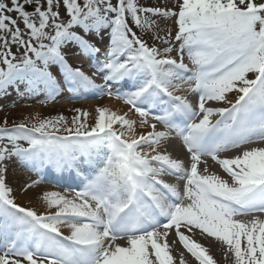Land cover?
Masks as SVG:
<instances>
[{"label":"snow or ice","instance_id":"obj_1","mask_svg":"<svg viewBox=\"0 0 264 264\" xmlns=\"http://www.w3.org/2000/svg\"><path fill=\"white\" fill-rule=\"evenodd\" d=\"M169 18L174 34L161 29ZM61 83L114 95L127 111L97 107L91 124L78 108L71 120L0 124V166L18 159L79 181L44 191L38 212L15 202L0 167V264H174L170 232L195 264H217L197 230L231 264H264V220L237 218L264 214V146L245 147L264 144V0H0V92L23 85L54 100ZM172 132L187 160L158 150ZM202 157L223 175L201 171Z\"/></svg>","mask_w":264,"mask_h":264},{"label":"rangeland","instance_id":"obj_2","mask_svg":"<svg viewBox=\"0 0 264 264\" xmlns=\"http://www.w3.org/2000/svg\"><path fill=\"white\" fill-rule=\"evenodd\" d=\"M141 3L149 4L152 6L172 7L176 0H141ZM161 29L163 30L165 26L168 31H171L173 34L176 30V26L173 23L172 19L160 21ZM163 35V31H161ZM149 43H152L149 37H145ZM15 51V49H13ZM172 55H176L175 52ZM74 52H69L68 59L73 66H79L82 69L87 68L88 66L84 64L75 65ZM187 58V56L185 57ZM186 60V59H185ZM63 91H61L54 100L47 99V95L44 93L40 94H31L26 92L23 85L20 86L19 91L15 87L7 89L1 94L0 97V120H5L7 118L8 123H19L26 119H35L37 116L39 118H46L51 116H56L63 114L69 120L75 115V109H81L82 112H87L89 115L87 121L89 124L94 122V116L96 115L95 109L97 107H107L112 111L117 112L118 114H123L127 111V107L123 100L118 99L116 96H109L105 94H99L94 90H87L79 92L78 96L68 90L67 85L61 83ZM236 95V94H235ZM235 97V96H234ZM111 102L112 107L108 106ZM130 119H138V114H129ZM145 129V130H143ZM151 131L150 128H140L137 127L135 132L137 135L142 133H147ZM245 147H249L246 145ZM18 159L8 160L3 167L7 168L6 179L9 187L12 188V196L19 205L23 207H29V204L23 202V199L17 197V195H24L31 189L37 188L38 198L42 195L44 191H57L65 192L60 189L51 188L48 185L38 181L40 175L35 173L33 177L28 174L26 171L21 169L20 164L17 163ZM222 172V170H221ZM223 173V172H222ZM34 183L31 187H27L28 184ZM17 191V195L16 192ZM40 200V199H39ZM40 203L42 204L41 200ZM43 205V204H42ZM44 208V206H43ZM39 210L38 212H43ZM252 217H248L243 221H248ZM222 258V257H220ZM217 259L216 257L214 258Z\"/></svg>","mask_w":264,"mask_h":264},{"label":"bare ground","instance_id":"obj_3","mask_svg":"<svg viewBox=\"0 0 264 264\" xmlns=\"http://www.w3.org/2000/svg\"><path fill=\"white\" fill-rule=\"evenodd\" d=\"M74 62L75 63H85V62H87V60L84 58H79L78 53H75L74 54ZM82 70L85 71L86 73H88L89 75H91L90 69L88 70L87 68H84ZM176 94L182 95L184 93L182 91H178ZM190 95L191 94H189V97H190ZM209 103L212 104V106L216 105V102H209ZM108 106H110V108L112 107L111 102L108 104ZM220 106L226 107L227 105L220 104ZM143 130H145V129H143ZM157 130L159 131L158 127H157ZM257 146H264V144L254 143V144L249 145V147H257ZM145 150H148V149L146 148ZM158 150L166 151L169 154H171L172 156H176L178 158H185L186 157L183 150L179 147V144L173 143L171 141H169L167 144H166V142L162 141ZM234 154H235V150H231L229 153L225 154L224 156L231 157ZM204 167H207L209 172H218L219 174L223 175V173L221 172V169L219 167L212 166L209 163H207L206 165L203 163L201 165V168H200L201 171H203ZM51 181H53V178L51 179ZM51 181H49V182H51ZM15 192L17 195L18 193L16 190H15ZM17 197L20 199H23V202H25V203L27 202L29 204V207L33 208L34 210L39 211V210L44 209L43 205L40 203V200L38 198L37 188L31 189L30 191H28L24 195H17ZM261 215H259L260 216L259 218L261 220H264V214H261ZM251 219H253V217L250 218L248 221H250ZM243 220H245V219H243ZM61 231L65 235H67L69 232L67 227H62ZM194 238L197 239L198 242L202 243L205 247L208 248L209 254L212 255L213 258H215V257L217 258L216 259L217 264H231V260L229 258H227L225 255L226 246L223 245L222 242L217 241L212 237H208L206 235H201L199 230L196 231ZM173 241H175V243H173ZM117 243H119L123 246L125 242H124V240H119V241H117ZM168 243H169V248H170L171 254L174 257V264H180L181 255H183L185 264H195L194 258L191 257L190 253H188L185 249H183V246L179 243L178 238H176L174 236V234L171 232L169 233ZM220 257H222V258H220Z\"/></svg>","mask_w":264,"mask_h":264}]
</instances>
